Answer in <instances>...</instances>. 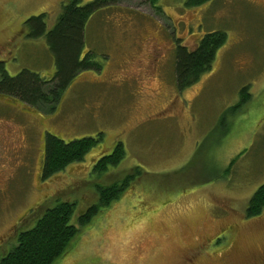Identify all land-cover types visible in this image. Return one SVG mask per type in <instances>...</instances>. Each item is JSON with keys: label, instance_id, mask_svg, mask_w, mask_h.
<instances>
[{"label": "rangeland", "instance_id": "obj_1", "mask_svg": "<svg viewBox=\"0 0 264 264\" xmlns=\"http://www.w3.org/2000/svg\"><path fill=\"white\" fill-rule=\"evenodd\" d=\"M185 1L157 0L158 9L148 0L100 7L84 27L81 48L98 69L70 77L43 106L0 94V254L35 212L70 200L76 222L98 202L97 185L138 167L117 200L86 225L76 222L78 232L53 264H182L212 233L203 248L229 246V253L223 260L199 249L195 264L264 261V212L246 215L264 183V0ZM65 2L0 0V62L9 74L26 70L22 81L52 80L46 39L28 37L23 21L45 13L49 30ZM213 31L224 32L225 41L209 69L180 91L177 44L195 49ZM244 86L250 98L237 106ZM45 132L64 141L101 132L102 139L44 180ZM119 141L123 159L105 173L93 170Z\"/></svg>", "mask_w": 264, "mask_h": 264}, {"label": "trees", "instance_id": "obj_2", "mask_svg": "<svg viewBox=\"0 0 264 264\" xmlns=\"http://www.w3.org/2000/svg\"><path fill=\"white\" fill-rule=\"evenodd\" d=\"M117 1L92 0L81 4V0H66L49 30L46 29L45 13L25 19L23 25L28 30V37L35 39L44 36L46 39L48 50L55 63L53 78L22 81L21 76L26 70L11 75L0 62V94L11 95L33 107L38 104L43 106L42 103L48 101L50 92L57 90L59 95L70 77L87 68L98 69L99 65L89 59L88 51L81 55L84 27L94 11L108 4H115ZM148 1L158 9L155 5L157 0ZM205 1L186 0L185 3L195 6ZM225 39L224 32L213 31L204 35L195 49L189 50L177 44L175 75L177 88L180 91L209 69L216 50ZM44 86H47L46 90ZM240 97L237 106L250 98L247 86L240 89ZM101 136L100 132L96 136H82L64 141L56 135L45 132L42 177L46 178L64 169L68 164L82 160L85 154L102 139ZM124 154L123 144L119 141L109 154H103L96 160L93 170L99 174L105 173L109 167L118 164ZM139 174L140 169L137 167L119 181L109 185H97L98 202L89 205L81 214L75 216L77 224L82 226L89 223L102 206L107 207L117 200ZM75 207L74 201L58 199L41 213L35 212L30 225L18 231L15 244L6 253L0 255V264H53L57 258L64 255L70 241L79 230L76 222L72 221ZM263 212L264 183L259 185L249 198L246 215L255 216Z\"/></svg>", "mask_w": 264, "mask_h": 264}, {"label": "flooded vegetation", "instance_id": "obj_3", "mask_svg": "<svg viewBox=\"0 0 264 264\" xmlns=\"http://www.w3.org/2000/svg\"><path fill=\"white\" fill-rule=\"evenodd\" d=\"M199 42H200V40H196V42H195V47L198 46V43H199ZM182 46H184V45H182ZM187 49H188V48H187ZM189 50H192V49H189ZM44 134H45V133H44ZM42 146H43V153H44V137H43ZM43 159H44V158H43ZM41 169H42V166H41ZM41 176H43V175H42V170H41ZM48 178H49V177H48ZM42 179L45 180V179H47V177H46V178H43V177H42ZM229 225H230V224L225 225V226H228V227H229ZM225 226H223V227H225ZM221 228H222V227H221ZM212 236H213V233L210 234V235H208V236H207L204 240H202L201 242H202V243L205 242V244H208V243L212 242V239L210 238V237H212ZM202 243L199 245V247H198V249L196 250L195 253H193L192 255H187V256L184 257V260H183L182 264H195L196 261H197V256H198L199 249H201L200 251L204 250L207 254H209V256L212 255L213 253H216V255H221V256L223 257V260H224V257H226L227 254L229 253V250H228V249H230L229 246H227L226 248L222 246V248H220V249H218V250L207 251V250H205V248H203ZM229 243H230V242H229ZM228 245H229V244H228ZM226 250H228V251L226 252ZM4 253H6V252H4ZM4 253H3V254H4ZM0 255H2V254H0ZM263 262H264V261H263ZM263 262H260L259 264H263Z\"/></svg>", "mask_w": 264, "mask_h": 264}]
</instances>
